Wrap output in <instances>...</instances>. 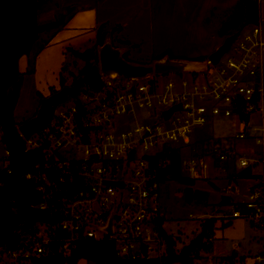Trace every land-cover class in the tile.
Instances as JSON below:
<instances>
[{
    "label": "built area",
    "instance_id": "built-area-1",
    "mask_svg": "<svg viewBox=\"0 0 264 264\" xmlns=\"http://www.w3.org/2000/svg\"><path fill=\"white\" fill-rule=\"evenodd\" d=\"M252 28L236 43L238 34L230 49L215 65L210 63L207 71L188 72L189 81L180 78L162 84V73L134 81L101 73V89L81 87L78 97H71V106L60 111L56 107L47 129L28 139L20 133L25 151L42 149V162L35 163L23 177L35 184L39 198L33 206L47 211L49 220H38L20 231L16 248L1 247L0 264L5 260L21 264L55 254L65 257L88 238L109 239L121 258L162 257L166 241L160 234L162 181L157 168L168 161L159 157L166 146L178 150L182 171L190 178L206 177L204 172L210 166L221 163H231L234 170H251L261 164L262 171L253 174L255 183L246 198L238 200L224 216L249 218L264 232V34L261 23ZM198 77L201 82L196 83ZM178 104L181 107L166 118L164 111ZM158 105L165 106L161 116L172 124L167 128L164 122H153L128 131L109 129L116 115L133 112L136 106ZM179 112L184 115L177 116ZM255 112L260 126L250 122ZM216 115L232 118L236 127L234 135L224 139L231 143L235 138L255 141L258 148L244 147L242 154L217 141L209 152L214 164L201 150L182 157L183 146L174 142L186 140L194 126H202L209 116ZM9 154L5 149L0 154V168L8 167ZM56 193L64 194L54 198ZM111 214L112 232H108ZM189 217L196 218L193 213ZM258 253L256 264H264V245Z\"/></svg>",
    "mask_w": 264,
    "mask_h": 264
},
{
    "label": "rangeland",
    "instance_id": "rangeland-1",
    "mask_svg": "<svg viewBox=\"0 0 264 264\" xmlns=\"http://www.w3.org/2000/svg\"><path fill=\"white\" fill-rule=\"evenodd\" d=\"M201 1L44 0L38 11L39 24H51L62 18H65V22L57 28L41 31L29 53L18 61L21 86L14 107L17 125L37 112L41 100L47 97L52 89L57 90L61 87L60 76L66 80L65 84H71L80 74L84 61L75 56L72 50L83 52L84 49L96 46V30L99 26L97 22L103 21L105 23L103 31L111 34L114 45L128 48L129 60L139 63L153 62L163 52L171 51L178 53V57L196 59L197 56L191 58L189 55L207 52L215 41L222 42L227 35L235 31H231L224 38L218 36L220 24L230 15L224 14V11L231 7L232 0H222V7L217 10L215 8L207 10L204 4L206 2ZM83 6L87 8L81 9ZM129 6L130 8L127 9ZM119 24L125 27L121 31ZM253 25L251 23L243 27L236 43L246 34L251 33ZM128 40L131 41L130 44L125 42ZM208 54L202 57L206 59ZM231 54L232 51L227 56ZM98 72L101 74L100 70ZM189 73L187 71L177 75L164 73L160 81L162 84L170 80L178 81L180 78L189 81L191 78ZM197 82H201V77L196 79ZM85 86L84 84L81 89L84 90ZM73 103L74 100L68 96L66 101L58 105V111L66 109ZM164 107V105L141 108L136 106L133 112L114 116L109 129L118 132L128 131L133 130L137 125L153 122L158 124L164 122L167 128L172 124L170 120L165 122L161 116ZM176 115H184V112ZM250 122L253 126H260L259 114L255 112L251 115ZM235 130L232 118L223 115L209 116L202 126L192 128L186 140L180 138L174 142V145L183 146L182 157H189L200 150L206 152L211 164L214 163L209 152L217 141L223 146H232L242 154L244 147L258 148L255 141L235 138L231 143L224 139L226 136L234 135ZM0 154H3L1 144ZM242 171L240 168L234 170L231 163H221L217 167L210 166L204 172L206 177L192 178L194 180L192 189H201L208 194L207 199L200 202H188L184 199L183 192L186 185L171 176L162 181L159 198L160 211L163 214L161 226L167 234L174 236L175 252L180 251L184 245L200 234L202 222L206 218H214L213 249L211 252L199 251L198 256L191 259V264H205L206 260L207 264H256L255 257L264 245L262 228L249 218L230 219L224 216L238 200L246 198L248 188L255 183L253 176H242ZM250 171L251 175L261 172V164ZM182 172L185 175L184 171ZM232 184L236 185V192L230 191ZM226 197L229 201L232 198L233 202L222 203L223 198ZM190 213L196 218L189 217ZM3 264L13 263L5 260ZM21 264L31 263L26 261ZM76 264H93V262L79 258ZM170 264L180 263L175 261Z\"/></svg>",
    "mask_w": 264,
    "mask_h": 264
},
{
    "label": "trees",
    "instance_id": "trees-1",
    "mask_svg": "<svg viewBox=\"0 0 264 264\" xmlns=\"http://www.w3.org/2000/svg\"><path fill=\"white\" fill-rule=\"evenodd\" d=\"M43 4L44 0H0V144L3 150H8L10 153L8 167L0 168V248L6 249L18 246L20 231L31 227L38 220H49L47 211L33 206L39 198L35 184L23 177L26 172L33 169L35 163L42 162V149L35 148L25 151V141L17 128L18 125L14 117V107L21 86V72L18 70L19 59L29 53L41 31L57 28L65 22V18H62L51 24L40 25L37 18L39 8ZM245 22L254 25L261 23L264 34V20L260 15V0H239L228 19L220 24L219 34L227 35L233 30L236 31ZM104 27L105 23H101L97 27L96 46L84 49L83 52L72 50L75 56L84 61L79 75L89 72L92 64L98 62L97 48L102 45L107 34L103 31ZM125 42L127 43V41ZM165 54L176 58L171 52H166L163 55ZM124 57L129 60L128 52H124ZM196 59L205 58L200 56ZM65 81L64 77L60 76L61 87L65 85ZM84 84L91 89H101L103 83L99 72L96 71ZM76 103L77 108L81 110L78 101ZM159 157L168 160L165 165L157 168L159 181H164L168 176H171L174 180L185 184L183 194L184 199L188 202H200L207 199L206 191L192 189L194 180L183 174L179 152L176 148L166 146ZM154 161L157 162V157ZM8 169L11 170L10 173H8ZM241 175L254 177L251 175L250 168L243 170ZM222 201V203H226L229 198H223ZM213 221V217L206 218L202 222L200 234L178 252L174 250V236L160 228V234L166 241L165 253L160 258H121L115 254L113 243L109 239L88 238V240L80 241L68 256L63 257L60 254H55L32 258L30 263L76 264L79 258H84L88 262L92 261L93 264H170L175 261L180 264H191V259L198 256L199 251H212ZM162 222L163 218H160L161 225Z\"/></svg>",
    "mask_w": 264,
    "mask_h": 264
},
{
    "label": "water",
    "instance_id": "water-1",
    "mask_svg": "<svg viewBox=\"0 0 264 264\" xmlns=\"http://www.w3.org/2000/svg\"><path fill=\"white\" fill-rule=\"evenodd\" d=\"M247 23H243L238 30L232 34L227 35L224 40L211 52L206 59L194 60L185 59L183 57L171 58L168 54L154 60L153 62H135L127 60L124 57V52H128V48L117 47L113 45L111 34L107 33L104 42L98 47V62L92 64L90 71L77 76L76 80L71 84H65L56 91L51 92L47 97H44L37 112L28 120L18 125L19 132L25 139H28L32 134L41 132L48 128V124L53 118L56 107L66 101L68 96L76 99L78 97L80 88L84 85L92 75L99 71L107 76L115 79L119 76L131 78L133 81L140 77L150 76L159 73H178V72H200L207 71L210 68V63L215 65L219 59L230 49L233 40L244 29ZM99 69V70H98ZM181 105L174 106L164 111V116L167 118L172 111L180 108ZM230 190L236 191L234 184L231 185ZM179 193V189H178ZM64 193H56L54 198L61 196ZM113 214V213H112ZM112 214L110 216L109 225L106 226L108 232H112Z\"/></svg>",
    "mask_w": 264,
    "mask_h": 264
},
{
    "label": "crops",
    "instance_id": "crops-1",
    "mask_svg": "<svg viewBox=\"0 0 264 264\" xmlns=\"http://www.w3.org/2000/svg\"><path fill=\"white\" fill-rule=\"evenodd\" d=\"M185 1V0H184ZM198 1H200V0H195V2H198ZM203 2H206V3H204L205 4V8L208 10H210V9H216L217 10V8H221L222 6H221V4H222V0H217V2L215 1V0H202ZM201 1V2H202ZM264 0H260V15H261V19L262 20H264V9H263V2ZM181 2H183V0H181ZM238 2H239V0H232V3H231V7L230 8H228V9H225V13L224 14H230L234 9H235V6H237V4H238ZM215 3V4H214ZM230 6V5H229ZM87 7L86 6H83V7H81V9H83V10H85ZM126 7H124V9H125ZM128 8H130V6L129 7H127V9ZM233 8V9H232ZM101 21V20H100ZM105 22V21H104ZM101 23H103V21H101ZM101 23H99V22H97V24L98 25H100ZM96 24V25H97ZM119 27H120V31L123 29V27H124V25L122 26L121 24H119ZM125 28V27H124ZM218 36L220 37V38H224L226 35H220L219 33H218ZM129 44L131 43V41L130 40H128L127 41ZM221 42L220 41H215L214 42V44H213V46H212V48H210L207 52H196L195 53V55H189L191 58H192V56H197V57H199V56H204V55H207L208 53L210 54L211 52H213L214 51V49L220 44ZM171 51V50H170ZM204 51H205V49H204ZM165 52H163L161 55H159V56H162L163 54H164ZM171 53H172V55L173 56H175V57H177L178 56V53L176 54V53H174L173 51H171ZM198 53V54H197ZM190 54H192V53H190ZM208 54V55H209ZM158 56V57H159ZM180 56H182V55H180ZM158 57L157 58H155V60L156 59H158ZM236 187V186H235ZM236 191H237V187H236ZM229 196V195H228ZM232 199V198H231ZM230 199V201L229 202H233L232 200Z\"/></svg>",
    "mask_w": 264,
    "mask_h": 264
}]
</instances>
